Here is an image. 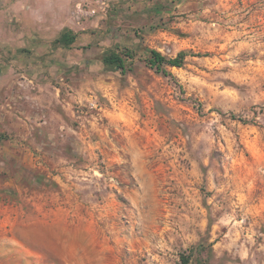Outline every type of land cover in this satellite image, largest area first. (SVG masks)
Here are the masks:
<instances>
[{"label": "rangeland", "instance_id": "rangeland-1", "mask_svg": "<svg viewBox=\"0 0 264 264\" xmlns=\"http://www.w3.org/2000/svg\"><path fill=\"white\" fill-rule=\"evenodd\" d=\"M183 257L264 264V0H0V264Z\"/></svg>", "mask_w": 264, "mask_h": 264}, {"label": "trees", "instance_id": "trees-1", "mask_svg": "<svg viewBox=\"0 0 264 264\" xmlns=\"http://www.w3.org/2000/svg\"><path fill=\"white\" fill-rule=\"evenodd\" d=\"M75 41V36H73L69 32H64L57 40L58 43L64 46H71L75 43ZM186 57V53H181L178 55V57L169 59L163 56L160 52L152 51L149 63L157 71L162 72L165 75H170L166 70H164V67L171 66L181 68L184 64ZM103 63L108 69H120L122 70V72H125L127 69L124 58L115 53L106 56L103 59ZM183 264H189V259L183 257Z\"/></svg>", "mask_w": 264, "mask_h": 264}, {"label": "built area", "instance_id": "built-area-1", "mask_svg": "<svg viewBox=\"0 0 264 264\" xmlns=\"http://www.w3.org/2000/svg\"><path fill=\"white\" fill-rule=\"evenodd\" d=\"M104 1H105V0H97V2H98V3H103ZM92 13H93V14H95V13H96V11H95V10H93V11H92Z\"/></svg>", "mask_w": 264, "mask_h": 264}]
</instances>
